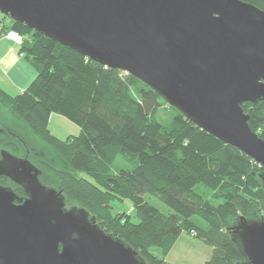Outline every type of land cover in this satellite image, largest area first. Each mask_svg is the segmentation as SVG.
<instances>
[{"label": "trees", "instance_id": "16d2710c", "mask_svg": "<svg viewBox=\"0 0 264 264\" xmlns=\"http://www.w3.org/2000/svg\"><path fill=\"white\" fill-rule=\"evenodd\" d=\"M241 1L264 11V0ZM8 20L3 29L23 36L20 52L31 59L37 75L14 96L0 89V107L21 120L51 154L33 159L30 144L1 123L0 146L30 159L54 180L68 204L85 208L102 230L123 240L146 264H171L165 257L182 232L213 245L207 264H242L228 228L238 217L264 219L259 178L264 168L201 130L139 79ZM165 104L173 111L168 125L156 118ZM241 107L250 129L264 140V101ZM52 114L77 125L79 134L57 138L48 128ZM26 149H31L27 155ZM4 179L1 184H7ZM12 187L19 197L25 195ZM145 194L173 213L160 212ZM125 200L132 214L113 212L112 203ZM151 247L161 251V258L150 253Z\"/></svg>", "mask_w": 264, "mask_h": 264}, {"label": "water", "instance_id": "95a60500", "mask_svg": "<svg viewBox=\"0 0 264 264\" xmlns=\"http://www.w3.org/2000/svg\"><path fill=\"white\" fill-rule=\"evenodd\" d=\"M0 13L154 90L264 168L243 103L264 101V11L241 0H0ZM28 159L0 152V264H146ZM264 188V172L259 175ZM242 264H264V219L228 228Z\"/></svg>", "mask_w": 264, "mask_h": 264}, {"label": "rangeland", "instance_id": "374dc122", "mask_svg": "<svg viewBox=\"0 0 264 264\" xmlns=\"http://www.w3.org/2000/svg\"><path fill=\"white\" fill-rule=\"evenodd\" d=\"M6 18V17H5ZM9 18L5 19L3 24L9 23ZM173 116V111L168 108V105H162L161 108L158 109L156 118L162 125H168ZM0 123L15 133H17L20 137L24 138L26 142L30 144V148H32L33 152V159L35 157L45 155H50V149L42 143V141L39 140L37 136L32 134L27 126L19 119L14 118L11 116L7 110L0 107ZM48 128L57 138L59 139H65L68 136H77L79 127L72 122L66 120L62 116L58 114H52L49 118L48 122ZM77 132H74L76 131ZM57 134V135H56ZM3 149L0 146V152ZM31 150V149H30ZM7 151V150H6ZM23 157V154L21 155ZM18 157V156H17ZM27 158V157H26ZM28 159V158H27ZM32 164H34L30 159H28ZM35 165V164H34ZM260 166V165H259ZM38 168V167H37ZM41 171V170H40ZM43 170L41 171V173ZM41 175V174H40ZM42 178L39 176L40 182L47 186V187H53L52 182H54L53 179L48 177L47 173L42 174ZM145 201H147L149 204H151L153 207L158 209L160 212L164 214H170L173 213V210H171L166 204H164L162 201L158 200L156 197L145 194L144 195ZM66 203V207L71 206H77L75 204H68ZM113 212H126L132 214L131 210V203L128 200H125L124 202H113ZM191 220L194 223H197L198 225H201L203 228L205 227V224L196 216H193ZM213 245L204 242L202 239L193 237L191 234L182 232L172 248L170 249L169 253L165 257V260L171 264H207V262L210 260L212 252H213ZM150 253L154 256L161 258V251L156 247H151L149 249Z\"/></svg>", "mask_w": 264, "mask_h": 264}, {"label": "crops", "instance_id": "0c3cea01", "mask_svg": "<svg viewBox=\"0 0 264 264\" xmlns=\"http://www.w3.org/2000/svg\"><path fill=\"white\" fill-rule=\"evenodd\" d=\"M36 75L37 68L31 59L25 57V55L20 57V48L1 36L0 89L8 95L14 96L24 91ZM74 132H77V130ZM78 132H80V129Z\"/></svg>", "mask_w": 264, "mask_h": 264}, {"label": "built area", "instance_id": "2783aa9c", "mask_svg": "<svg viewBox=\"0 0 264 264\" xmlns=\"http://www.w3.org/2000/svg\"><path fill=\"white\" fill-rule=\"evenodd\" d=\"M4 15L0 13V37L4 36L7 40H9L13 45L17 46L18 48H21L24 42V38L22 35H20L18 32L12 30V29H3V24H2V17ZM23 56V53L20 52V57ZM124 74H127L123 72Z\"/></svg>", "mask_w": 264, "mask_h": 264}, {"label": "flooded vegetation", "instance_id": "af4514ba", "mask_svg": "<svg viewBox=\"0 0 264 264\" xmlns=\"http://www.w3.org/2000/svg\"><path fill=\"white\" fill-rule=\"evenodd\" d=\"M30 150H28V149H26V155L28 154V152H29ZM9 153H11V152H9ZM12 154V153H11ZM12 155H15V154H12ZM15 156H18V157H20V158H26V156H20V155H15ZM27 159V158H26ZM34 165V164H33ZM35 166V165H34ZM37 167V166H36ZM2 179V178H1ZM5 180V179H4ZM6 182H7V184H1L0 183V185H3V186H7V187H10V188H13L12 186L13 185H16V184H14V183H12L10 180H8V179H6L5 180ZM17 186V185H16ZM25 196V195H24ZM23 196V197H24Z\"/></svg>", "mask_w": 264, "mask_h": 264}]
</instances>
